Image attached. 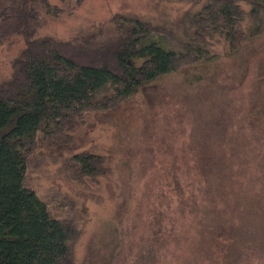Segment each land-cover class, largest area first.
Masks as SVG:
<instances>
[{
    "label": "rangeland",
    "instance_id": "obj_1",
    "mask_svg": "<svg viewBox=\"0 0 264 264\" xmlns=\"http://www.w3.org/2000/svg\"><path fill=\"white\" fill-rule=\"evenodd\" d=\"M212 1L84 0L46 15L39 31L65 40L98 34L117 13L211 25L198 11ZM237 1L250 31L251 4ZM213 31L204 45L211 61L185 52L171 73L131 98L108 94V107L86 110L63 136L39 133L26 184L72 227L77 264H264V33L236 52L221 28ZM23 46L19 36L0 45V79ZM87 152L100 157L91 176L74 159ZM205 156L211 166L230 162L238 177L212 189ZM228 211L241 217L237 239L228 228L217 243L215 222Z\"/></svg>",
    "mask_w": 264,
    "mask_h": 264
},
{
    "label": "trees",
    "instance_id": "obj_2",
    "mask_svg": "<svg viewBox=\"0 0 264 264\" xmlns=\"http://www.w3.org/2000/svg\"><path fill=\"white\" fill-rule=\"evenodd\" d=\"M83 1L0 0V45L15 36L24 41L11 74L0 79V264H77L72 227L54 216L26 184L28 156L39 133L47 139L63 136L86 110L108 107L112 96L131 98L171 73L185 52H194L202 63L211 61L215 55L204 45L216 28L236 52L243 41L264 33V0H246L257 18L247 32L237 0H214L198 11L211 25L189 23L186 28L183 20L169 25L117 13L98 34L65 40L40 33L46 15L60 16ZM200 158L212 189L220 191L217 184L238 177L225 159L215 158L211 166V157ZM74 159L87 175L97 172L100 157L95 153L76 154ZM233 212L219 213L214 225L217 243L226 240L228 228V237L237 239L233 228L240 229L236 219L241 217Z\"/></svg>",
    "mask_w": 264,
    "mask_h": 264
}]
</instances>
